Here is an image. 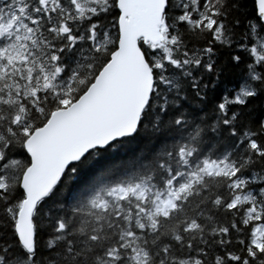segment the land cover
Returning a JSON list of instances; mask_svg holds the SVG:
<instances>
[{
    "label": "snow or ice",
    "instance_id": "6c2138e0",
    "mask_svg": "<svg viewBox=\"0 0 264 264\" xmlns=\"http://www.w3.org/2000/svg\"><path fill=\"white\" fill-rule=\"evenodd\" d=\"M0 264H264V0H0Z\"/></svg>",
    "mask_w": 264,
    "mask_h": 264
}]
</instances>
